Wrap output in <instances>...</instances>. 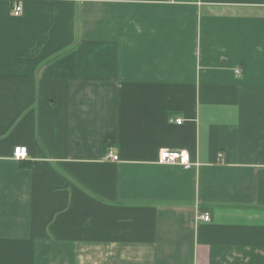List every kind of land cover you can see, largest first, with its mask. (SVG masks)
<instances>
[{
    "label": "crops",
    "instance_id": "obj_1",
    "mask_svg": "<svg viewBox=\"0 0 264 264\" xmlns=\"http://www.w3.org/2000/svg\"><path fill=\"white\" fill-rule=\"evenodd\" d=\"M0 264H264V0H0Z\"/></svg>",
    "mask_w": 264,
    "mask_h": 264
},
{
    "label": "built area",
    "instance_id": "obj_2",
    "mask_svg": "<svg viewBox=\"0 0 264 264\" xmlns=\"http://www.w3.org/2000/svg\"><path fill=\"white\" fill-rule=\"evenodd\" d=\"M22 11L21 5H15L14 7V13L16 15H19ZM240 70H237L239 72ZM178 123L182 122V119H176ZM28 154V148L27 146L18 145L14 148V157L16 158H23L26 157ZM114 160H117L119 157L118 155H114L111 152L109 155ZM159 161L161 163H181V164H188L190 163V153L187 150H173V149H161L159 152ZM200 218L209 221L210 220V214L204 213L200 215Z\"/></svg>",
    "mask_w": 264,
    "mask_h": 264
}]
</instances>
